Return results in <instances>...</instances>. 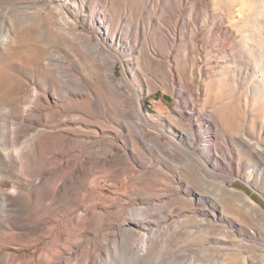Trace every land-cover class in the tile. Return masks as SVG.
I'll list each match as a JSON object with an SVG mask.
<instances>
[{
    "label": "rangeland",
    "instance_id": "1",
    "mask_svg": "<svg viewBox=\"0 0 264 264\" xmlns=\"http://www.w3.org/2000/svg\"><path fill=\"white\" fill-rule=\"evenodd\" d=\"M62 255L264 264V0H0V264Z\"/></svg>",
    "mask_w": 264,
    "mask_h": 264
},
{
    "label": "bare ground",
    "instance_id": "2",
    "mask_svg": "<svg viewBox=\"0 0 264 264\" xmlns=\"http://www.w3.org/2000/svg\"><path fill=\"white\" fill-rule=\"evenodd\" d=\"M23 160H24V163L26 164L27 162L30 161V157L29 156H24ZM41 180H43V178H41ZM62 191H63V187H58L57 190H56V193L60 194V192H62ZM25 198H26L25 195L24 196L20 195V197L17 200L9 199V201L11 202V205H12L13 203H18V202L23 201ZM62 257H63V255L58 258L59 262L57 264H63Z\"/></svg>",
    "mask_w": 264,
    "mask_h": 264
}]
</instances>
